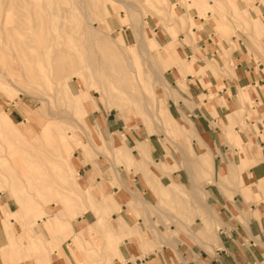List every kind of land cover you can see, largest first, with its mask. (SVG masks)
Listing matches in <instances>:
<instances>
[{"label":"rangeland","instance_id":"obj_1","mask_svg":"<svg viewBox=\"0 0 264 264\" xmlns=\"http://www.w3.org/2000/svg\"><path fill=\"white\" fill-rule=\"evenodd\" d=\"M33 2L39 5L34 8ZM258 2L264 5V0H0V116L11 118L0 117V232L5 238L0 264H55L60 255L78 264L68 238L70 219L75 231L81 225L92 233L77 249L83 264H126L116 254L106 255L114 252L116 237L99 228V213L138 226L141 237H126L133 244L127 245L130 252L138 243L146 251L175 240L191 245L186 236L195 233L212 240L217 236L220 224L212 222L206 196L197 186H172L173 194L167 192L171 186L163 188L152 201L145 198L148 204L130 207L126 196L138 192L142 197L135 174L151 162L148 157L141 164L132 153L141 136L161 143L165 159L171 156L160 176L145 175L151 187L156 182L167 186L173 171L186 172L193 184L213 180V169L193 149L195 123L186 114L170 118L169 98L174 93L177 100L171 73L184 77L209 70L221 82L222 72L247 60L264 78V11ZM203 31L215 54L204 56V67L196 72L187 66L195 57L185 53L183 43L190 36L199 39ZM29 47H35L33 54ZM40 59L42 65H37ZM129 62L140 73L138 83L122 82L115 74ZM209 88V97L215 98L218 86ZM244 91L249 89L240 90V109L228 116L232 131L236 118L246 129L244 119H260L254 108H263L255 102L257 93L240 100ZM107 116L116 121L120 135L98 125ZM120 136L127 147L119 143ZM229 139L234 142L231 134ZM234 145L244 147L241 141ZM79 159L87 161L80 168L83 176L98 165L95 184L106 170L107 189L120 210L114 211L103 193L93 195L82 187L75 170ZM87 211L93 218L81 222ZM53 215L63 224L49 225Z\"/></svg>","mask_w":264,"mask_h":264},{"label":"crops","instance_id":"obj_2","mask_svg":"<svg viewBox=\"0 0 264 264\" xmlns=\"http://www.w3.org/2000/svg\"><path fill=\"white\" fill-rule=\"evenodd\" d=\"M257 4L262 6L264 11V5L260 2ZM167 37L166 34L163 39ZM188 40L183 43V50L189 57H195V61L192 60L187 66L200 72L204 67L203 57L215 54L209 45L211 42L208 34L204 31L199 32V39L190 36ZM216 51L220 52L218 45H216ZM235 55L241 57L237 51H235ZM224 73L222 72L221 82H218L209 70L200 73H187L184 77L179 72L177 75L171 73V83L176 91L177 100L174 99V93L173 98H169L170 118L174 120L186 114L195 123L196 137L193 139V149L195 152L198 151V154L207 160L208 167L213 169V180L202 179L198 184H193L186 172L184 174L182 171H173V179L167 186L156 182V185L151 187L145 175L155 178L160 176L161 172L171 165L172 158L168 154L165 159V151L161 143H154L148 138L144 139L145 137L140 136L135 147L136 153H132V155L138 157L141 164L148 157L151 162L144 164L143 170L135 174V185L142 197L138 192H131V198L126 196L125 199L130 207L134 208V202L148 204L150 201L145 198L152 201L155 197L154 193L163 188L173 186L180 189L184 186L193 189L197 186L206 196V204L211 209L212 222L220 224V227L216 228L217 236L212 240L198 237L195 233L186 236L191 245L175 240L174 244H169L171 245L169 247L163 245L161 249H146V251H143L145 248L138 243L131 248L130 252L127 245L132 246L133 244L127 238L131 235L141 237L142 234L138 226H130L126 217H124L125 220L115 222L116 219L99 213L96 221L99 228L107 230L110 235L112 234L111 236L116 237L112 244L114 252L109 253L108 250L105 252L108 257L111 254H116L120 258H124L126 264H264V139L261 135H256L254 127L257 125L260 133L264 135V78L247 60L238 62L233 71L227 72L226 70ZM164 83L167 85L166 80ZM209 85L218 86L215 98L209 97L211 92ZM245 89H249V92H242L240 100L247 98L255 91L257 93L256 104H259L260 101L263 106V108L260 105L254 107L255 110L260 111V119L258 121L244 119L248 125L246 129L240 119L236 118L232 131L229 128L228 116L240 109L238 96L240 90ZM162 101L167 107V99H162ZM97 122L98 125L106 128L105 132L119 133V135L122 132L116 125V121L111 120L108 116L105 117V121L98 119ZM230 134L234 142L229 139ZM240 141L244 146L242 148L234 145L235 142ZM250 142L253 143V146L249 145ZM119 143H123L127 147L122 138ZM86 162L79 159L75 166L82 187L93 195L103 193L104 197L110 200V206L113 205V210H120L121 205L118 199L114 197L113 192L107 189L106 170L102 182L99 184H95V176L99 171L98 165L94 164L85 176L80 174V168ZM165 177L167 178V175L162 174V180H165ZM119 180L117 175L116 181L122 186V182ZM125 180L129 182L128 176ZM161 182L163 183V181ZM93 216L91 211H87L82 215L81 222L89 223L90 217L93 218ZM147 216L149 215L147 214ZM67 222L70 225L68 238H72L73 241L71 243L73 245L72 253L78 264H83L77 249L81 248L83 240L90 237L92 233L81 225L79 230L75 231L72 219ZM139 223L143 227V218L139 219ZM62 224L63 220L59 219L58 215H53L49 220V225ZM141 230L143 232L144 229ZM158 233L161 238L168 239L164 231L159 230ZM137 238L139 237L137 236ZM4 240L3 233L0 232V247L4 245ZM124 240L125 244L120 246ZM154 243L156 244V241ZM133 249H135V253ZM133 256L135 259L132 258ZM60 257L62 259H57L55 264H69L64 256L60 255Z\"/></svg>","mask_w":264,"mask_h":264},{"label":"bare ground","instance_id":"obj_3","mask_svg":"<svg viewBox=\"0 0 264 264\" xmlns=\"http://www.w3.org/2000/svg\"><path fill=\"white\" fill-rule=\"evenodd\" d=\"M28 1H30V0H27V2ZM32 5H33V7L34 8H36L39 4H37L36 2H33L32 3ZM133 6V5H132ZM87 15V14H86ZM86 18V17H85ZM6 19H9V16L7 15V17H6ZM137 28V27H136ZM139 28V27H138ZM141 29V28H140ZM92 44V43H91ZM26 47H28V46H26ZM29 48H31L32 49V51H31V53L33 54V48H35V47H29ZM26 49V48H25ZM31 54V56H33ZM126 59V58H125ZM118 61L120 62V59H118ZM126 61V60H125ZM48 63H50V61L48 60L47 61ZM36 63H37V65H42V60L40 59V60H38V62L36 61ZM118 64V63H117ZM94 65V64H93ZM117 66V65H116ZM94 67V66H93ZM116 68V67H115ZM117 69V68H116ZM94 71H95V68H94ZM117 72L115 73L116 75H118V78H120V80L122 81V82H128V83H138V77H139V74L140 73H138V72H136V70H135V67L133 66V65H131L130 64V62L125 66V67H120V68H118L117 70H116ZM158 77H159V74L157 73V71H154V80L156 79H158ZM136 87V86H135ZM101 94L103 95L104 93H103V91L101 92ZM104 96V95H103ZM1 119H2V117L3 118H5L4 120H6V119H8V120H11V118H10V116L9 115H7L6 113L5 114H2L1 116ZM52 117V116H51ZM68 117V116H67ZM53 118H55V117H53ZM185 118V117H184ZM3 120V119H2ZM13 121V120H12ZM82 125L80 124V128L82 129V127H81ZM146 139V138H145ZM112 142V141H111ZM110 142V143H111ZM109 143V142H108ZM117 146V145H116ZM116 146H114L113 147V149L116 147ZM111 147V146H110ZM64 150V149H63ZM130 159H131V157H130ZM184 159V158H183ZM133 162H136V163H138L137 162V160L136 159H133ZM61 164V163H60ZM117 175V174H116ZM120 181V180H119ZM121 183V182H120ZM170 190V191H169ZM173 188H172V186L167 190V192L168 193H172L173 194ZM13 213H15V212H13ZM109 227V226H108ZM110 229V228H109ZM151 234V233H150ZM165 237V236H164ZM164 239H166V238H164ZM167 242V241H166Z\"/></svg>","mask_w":264,"mask_h":264}]
</instances>
